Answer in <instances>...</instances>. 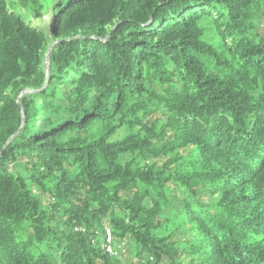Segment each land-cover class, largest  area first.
Segmentation results:
<instances>
[{
	"label": "trees",
	"instance_id": "16d2710c",
	"mask_svg": "<svg viewBox=\"0 0 264 264\" xmlns=\"http://www.w3.org/2000/svg\"><path fill=\"white\" fill-rule=\"evenodd\" d=\"M1 151L0 264H264V0H0Z\"/></svg>",
	"mask_w": 264,
	"mask_h": 264
},
{
	"label": "water",
	"instance_id": "95a60500",
	"mask_svg": "<svg viewBox=\"0 0 264 264\" xmlns=\"http://www.w3.org/2000/svg\"><path fill=\"white\" fill-rule=\"evenodd\" d=\"M52 45H53V44H51V45L47 48L46 53H45V57H44V66H45V69H46V75H47V76L49 75L48 53H49L50 48L52 47ZM47 83H48V79H47V81H46V85H47ZM46 85H45V86H46ZM22 94H23V93H21L20 96H21ZM20 96H19V97H20ZM23 122H24V119H23ZM11 140H12V138L6 143V145L9 144V143L11 142ZM6 145H5V146H6ZM5 146H4V148H5ZM3 150H4V149H3ZM1 153H2V151L0 152V155H1Z\"/></svg>",
	"mask_w": 264,
	"mask_h": 264
},
{
	"label": "rangeland",
	"instance_id": "374dc122",
	"mask_svg": "<svg viewBox=\"0 0 264 264\" xmlns=\"http://www.w3.org/2000/svg\"><path fill=\"white\" fill-rule=\"evenodd\" d=\"M47 20H48V15H46V16L44 17V19H43V23H45L44 21H47ZM40 26H41V27H40ZM36 27H37L40 31H43V30L46 29V27L44 28V26L39 25V24H37ZM43 28H44V29H43ZM45 33H46V32H45Z\"/></svg>",
	"mask_w": 264,
	"mask_h": 264
},
{
	"label": "built area",
	"instance_id": "2783aa9c",
	"mask_svg": "<svg viewBox=\"0 0 264 264\" xmlns=\"http://www.w3.org/2000/svg\"><path fill=\"white\" fill-rule=\"evenodd\" d=\"M108 235V241L110 242V233L108 232L107 233ZM107 251L110 253L111 252V247L110 246H107ZM112 253V252H111Z\"/></svg>",
	"mask_w": 264,
	"mask_h": 264
}]
</instances>
